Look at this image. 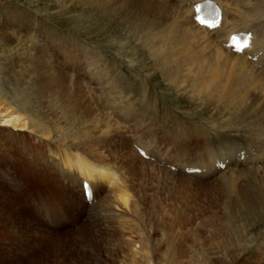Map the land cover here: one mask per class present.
Listing matches in <instances>:
<instances>
[{"label": "rangeland", "instance_id": "rangeland-1", "mask_svg": "<svg viewBox=\"0 0 264 264\" xmlns=\"http://www.w3.org/2000/svg\"><path fill=\"white\" fill-rule=\"evenodd\" d=\"M94 9L85 0H0V100L17 108L28 119L31 116L29 120L40 123L41 129H48L47 126L52 128L54 122L63 125L66 121L58 102L47 94L45 77L66 78L71 91L87 96H100L92 79L96 75L107 77L109 74L111 77L114 73L132 77L134 85L139 84L140 89L152 97L159 116L155 118V114L145 109L146 112L141 113L144 120H140L141 116L132 120L128 114L120 115L117 107H106L108 114L109 109H114L119 116L117 129L122 131L116 132L118 136H110L106 131L84 135L83 131L75 130L78 139H71L67 145L73 146L68 148L102 149L107 153H126L129 157L128 146L136 149L135 146H139L136 140H146L156 151L160 147L158 152L165 154L161 150H166L172 155L166 159L168 161L194 159L198 150L204 151L205 144L200 148L204 139L193 130L189 135L186 133L188 137L180 134L182 137L176 138V129L188 125L196 126L197 130V125L202 126L200 116L208 117L212 113L208 109L210 106L170 92L164 81L154 78L156 75L145 76L153 74L155 66L140 59L144 54L138 50L139 42L135 38L132 41V35L126 31L122 33L121 28L120 32L116 31L115 22L111 27L109 22L105 24L107 17L97 18L93 15L97 14ZM164 19L166 21V16ZM74 47L77 48L74 50ZM85 47L89 49L86 51ZM93 69L98 74H94ZM128 102L131 104L130 100ZM49 111H53L52 114ZM122 132H126V137ZM225 132L235 134L234 138L241 133L239 129ZM43 137L0 128V264H264V225L253 227L249 221L243 223L240 214L231 213L227 208L230 199L226 191L230 186L216 179L217 175L202 180L177 171L176 176L165 178L157 168L143 166L141 161L130 156L131 166L143 169L138 172L133 168L134 173H129L131 206L123 208L111 204V208H103L105 218H90L91 204L88 210L83 209L75 188L70 189L71 203H66L69 210L46 195L48 187L40 180V161L51 165L66 191L72 182L60 177L58 167L62 164L50 155L59 146L53 142L55 137L47 141ZM123 141L126 143L121 145L125 148L120 145ZM143 158L159 166L149 154ZM129 165L130 162L123 163L124 168ZM40 194L46 195L43 198L48 206L42 204ZM37 200L41 207L36 204ZM41 212L52 223L43 218Z\"/></svg>", "mask_w": 264, "mask_h": 264}, {"label": "bare ground", "instance_id": "bare-ground-1", "mask_svg": "<svg viewBox=\"0 0 264 264\" xmlns=\"http://www.w3.org/2000/svg\"><path fill=\"white\" fill-rule=\"evenodd\" d=\"M85 1L91 3V6L95 8L94 11L97 14L93 15L97 18L107 17L105 24L107 23L108 25L109 22L111 27V24L115 22L116 31H119L121 28L123 30L121 31L122 33L126 31L127 34L132 35V41L135 38L139 42L138 44L140 47L138 50L140 49L144 54L140 59H144L143 61L146 62V64L150 63L155 66L153 74L147 73L145 76L154 77V75H156L154 78L164 81L169 87L170 92H177L178 96H189L191 99L199 101L201 105L211 107L208 109H210L212 113L209 114L208 117L206 115L200 116V118L198 117L201 121L199 123H202L201 127L197 125L198 128L196 130V126L191 128L188 125H183V123V127L180 124L179 126L182 128L176 129V136L174 135L176 138H180L181 135L184 136L188 132V135L191 134V130H193V132L198 134V137L200 136V138L204 139L200 144V148L203 146L202 143L205 144V147H203L204 151L202 150L203 152H200L201 150L197 149L199 152L194 155V159H188L186 158L188 156H186L185 158L187 160H180L178 158L174 161H168L166 159L172 155H168L166 150H161L165 152V154L158 152L160 147H157V144L154 145L158 148L156 151V148H152L146 140H136L139 144V146H135L136 149H134L132 145L130 148L127 145L131 154L130 156H132L133 159L135 158L141 161L143 166L148 164L150 167L153 166L157 168L165 175V178L176 176L175 174L177 171L182 175H187V177L193 176L202 180L217 175L215 176L216 179L222 180V182L225 181L226 184L230 186V190L228 191L227 188L226 191L227 193L229 192L230 199V204L227 208L231 213L236 212L240 214L243 218V223L249 221L253 227L264 225V220H262V218H264V0H215L218 5L223 8V18L220 26L214 29H209L206 26L200 25L195 20V5L203 0ZM162 16L164 18L166 16L167 18L166 21H163L164 18L162 19L164 23L161 21ZM240 31H252L250 45L243 49L242 53L233 52L230 48H227L225 44L229 41L233 33ZM113 33H115L114 30ZM115 36L117 37V35ZM75 48L77 47L73 49L75 50ZM83 48L84 47H81V49ZM81 49L78 51H81ZM120 49H122V47ZM137 54H139V52ZM249 56H251L252 59H250ZM254 57H256V59H253ZM106 71L104 72L106 73ZM93 73L96 74L97 72L95 73L94 70ZM103 76L104 74L102 76L96 75L92 79L95 80L94 82L99 90V92L97 91L96 93H100V96L105 98L106 103L98 95L87 96L83 93L75 94L73 91L76 90H70V87H68L65 81V77V80L55 77H45L48 83L44 84L47 94H50V96L58 102V107H60L66 121L65 124L62 125L61 122H54L52 118L54 123L52 128L48 125V129H41L42 126L40 123L38 125L34 123L33 120H29L31 117L30 115L28 119L27 116L19 113L17 108H13L11 104L0 100V128L26 131L29 134H40V136H44L43 139H45V141L55 137V141L53 142L59 144L57 149H53V154L50 155L52 157H57L56 159L62 164V166L58 167L60 177L65 178L64 180H66V178L69 180L71 179L74 182L70 180L72 185L71 187L69 186V190L66 191L65 187L60 183L61 179L59 180L51 169V165L47 162L40 161V165L38 166L42 172L40 180L43 185L46 184L48 187V189H46V195L53 197V201H56L59 204L58 206L64 205L66 207L67 202L71 203V195H69L70 189L75 188L82 208L88 210L89 204H91L90 207L92 208V212L90 213V218L100 217L102 219L106 216L105 209L103 208L111 204H119V206L123 208H127L128 205L129 207L131 206V189H129L131 183H129L130 179H128V177L129 173L136 168L131 166L132 160H130V156L127 157L128 154L126 155V153H107L102 149H97L96 151V149L94 150L92 148H88L87 150H84V148L78 151L70 149L73 145L70 147L67 144L71 142V139L77 138L75 130H79V132L83 131L84 133H81L84 135L93 133L98 134L99 132L106 131L110 136L113 134H115V137L118 136L116 132L120 133L122 131L117 129L119 123H117L116 120L119 116L115 115L114 109H109L108 114L105 111L106 107H117L120 115H122L121 113L128 114L132 120L136 117L138 118V116H141L140 120H144L142 119L143 114L141 113L145 109L147 112L150 110L155 114V118L159 116L157 105L153 104L152 97H149L148 93H144L143 88L140 89L139 84L135 83L134 85V81L131 79L132 77H121V75L119 76L114 73L111 77H109V74L107 77ZM41 77L42 75L40 78ZM129 100L131 104H129ZM101 101L103 103H101ZM50 112L51 111H49V113ZM145 112L144 114H146ZM149 113L148 115H151ZM111 117H114V119ZM47 118L49 119L50 117ZM231 129H239L241 133L234 138L235 134L232 135L228 134L229 132H225L228 130L231 132ZM122 133H124L123 135L121 134L124 137L126 132ZM230 135H232L233 138ZM184 137H188L187 134ZM114 140L116 141L117 139ZM166 140L168 141L170 139ZM172 141H170V143ZM123 143L126 142L123 141L120 145ZM79 144L80 143H78V145ZM169 146L172 145L169 144ZM122 148L125 147L122 146ZM139 149L149 154V158L152 160L154 159L159 166L151 163V160H144ZM152 155H156L158 158ZM174 156L172 158H174ZM39 158L40 156L36 154V159ZM125 161L130 162L127 168L123 167ZM162 164H164V166ZM220 164H223L224 167H220ZM173 167H175V172L172 171ZM192 168L201 169V172L189 175V169ZM136 170L138 172L143 171L142 167ZM71 173L76 175H71ZM84 182L89 183L93 189L94 197L92 201L86 199L83 187ZM79 188H81L82 191H80ZM100 194H103V197H101ZM40 195H42L40 199L44 201L42 204L46 203L48 206L47 202H45L46 200L43 198L46 195ZM35 198L36 197L33 199L34 201L37 199ZM97 198V202L93 204ZM36 204L40 206L38 200ZM66 209L68 208L66 207ZM67 212L70 214L69 211ZM42 217L49 219L43 213ZM67 218L69 219V217ZM50 222L52 223L51 220ZM64 223H66V221ZM135 251L139 252L136 249Z\"/></svg>", "mask_w": 264, "mask_h": 264}]
</instances>
